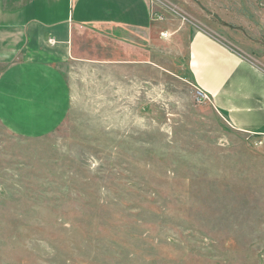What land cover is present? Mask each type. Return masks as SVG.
<instances>
[{
	"label": "rangeland",
	"instance_id": "rangeland-1",
	"mask_svg": "<svg viewBox=\"0 0 264 264\" xmlns=\"http://www.w3.org/2000/svg\"><path fill=\"white\" fill-rule=\"evenodd\" d=\"M148 4L146 42L77 30L55 131L0 125V264H264L258 137L197 98L187 54L202 31L264 70V0Z\"/></svg>",
	"mask_w": 264,
	"mask_h": 264
},
{
	"label": "crops",
	"instance_id": "crops-1",
	"mask_svg": "<svg viewBox=\"0 0 264 264\" xmlns=\"http://www.w3.org/2000/svg\"><path fill=\"white\" fill-rule=\"evenodd\" d=\"M125 43L156 36L148 0H0V125L25 139L55 131L70 109L62 66L77 30ZM126 44V43H125ZM195 87L232 130L257 136L264 157V70L213 36L190 35Z\"/></svg>",
	"mask_w": 264,
	"mask_h": 264
},
{
	"label": "built area",
	"instance_id": "built-area-1",
	"mask_svg": "<svg viewBox=\"0 0 264 264\" xmlns=\"http://www.w3.org/2000/svg\"><path fill=\"white\" fill-rule=\"evenodd\" d=\"M150 17H151V21L162 22L164 20L161 14L155 13L152 10L150 11ZM164 35L165 34H161V36H164ZM197 92H198V97H197L198 99L206 100L209 102V98L204 92H202L201 90H197Z\"/></svg>",
	"mask_w": 264,
	"mask_h": 264
}]
</instances>
